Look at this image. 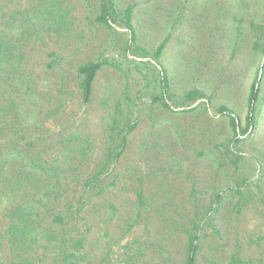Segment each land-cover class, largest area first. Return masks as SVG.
<instances>
[{
  "label": "rangeland",
  "instance_id": "rangeland-1",
  "mask_svg": "<svg viewBox=\"0 0 264 264\" xmlns=\"http://www.w3.org/2000/svg\"><path fill=\"white\" fill-rule=\"evenodd\" d=\"M114 2L133 6L140 47L166 39L172 110L153 102L156 61L126 50L120 18L96 20L99 0H0V264H58L60 248L82 264H183L191 235L195 264H264V0ZM95 59L113 65L84 103L77 68ZM255 77V121L233 137L218 106L243 127ZM193 88L206 97L186 100ZM16 223L29 241L13 251Z\"/></svg>",
  "mask_w": 264,
  "mask_h": 264
},
{
  "label": "trees",
  "instance_id": "trees-1",
  "mask_svg": "<svg viewBox=\"0 0 264 264\" xmlns=\"http://www.w3.org/2000/svg\"><path fill=\"white\" fill-rule=\"evenodd\" d=\"M99 14L96 20L107 27H111L113 23L116 22L117 18H120L122 25L129 31V38L127 39L126 50L132 51L134 55L139 57H146L150 55L159 67V95L153 97V102L159 103L160 106L166 110H172L170 104L168 103L169 98V82L167 77V71L160 61V57L164 51L166 45V39L161 40L159 44L154 48L153 51H148L136 44V33L132 25L133 18V6L128 5L122 12H118L114 0H99ZM120 16V17H119ZM253 31V48L260 49L264 53V23L263 24H252ZM7 43H0V68H2L3 62L11 57L10 51L5 46ZM107 64L113 65L107 59H95L88 62L82 63L78 66L77 71L81 77L80 79V90L82 95V101L88 103L92 95V87L96 77L97 72ZM259 87L257 77L252 81L247 98L248 113L245 118V124L240 127L236 117L233 112L224 105L218 106V111L220 113H226L229 119V126L233 131V137L237 135H245L250 127L255 121V103L259 98ZM206 95L203 91L197 88L190 89L185 94L186 100H197L205 98ZM193 108H187L185 110H191ZM133 130V125L127 124L125 133H121L118 138L119 150L115 156H119L125 147L126 137ZM10 151H8V158ZM4 157V156H3ZM6 160L3 158V161ZM56 221L63 224V218L61 216L55 217ZM25 222L23 218L19 220L18 223ZM16 223V224H18ZM12 224L5 233L8 236L7 245L14 251V249L19 246L20 248L28 244L29 238L26 232V228L23 225ZM64 237V236H63ZM62 237V238H63ZM66 239V238H65ZM63 240V242L65 241ZM31 240V239H30ZM62 242V243H63ZM198 245L196 242V235H191L187 244L186 259L183 264H195V253L197 251ZM54 258L55 263L58 264H82L85 258V254L82 253L81 249L68 250L66 248H60V251ZM32 264V263H29ZM230 264H254L252 260H244L236 252L232 253L230 256Z\"/></svg>",
  "mask_w": 264,
  "mask_h": 264
}]
</instances>
